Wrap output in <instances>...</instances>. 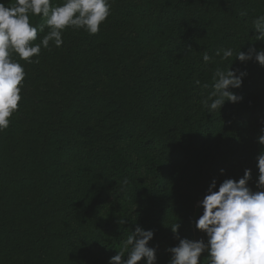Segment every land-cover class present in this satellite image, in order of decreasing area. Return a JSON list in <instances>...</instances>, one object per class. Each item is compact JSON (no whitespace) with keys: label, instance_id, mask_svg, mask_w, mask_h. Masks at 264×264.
I'll return each instance as SVG.
<instances>
[{"label":"trees","instance_id":"16d2710c","mask_svg":"<svg viewBox=\"0 0 264 264\" xmlns=\"http://www.w3.org/2000/svg\"><path fill=\"white\" fill-rule=\"evenodd\" d=\"M55 1L57 5L63 3V0H51L52 7H56ZM0 2L6 5L12 4V0H0ZM242 12L246 15L242 16ZM156 14L157 23L164 21L168 24V31L158 41L155 61L151 63V68L156 67L157 74L146 77L143 75L127 88L130 97L124 102L122 109L115 110L116 114L108 121V128H112L109 132L113 139L128 140V145L136 146V151L141 154L153 147L157 148L163 159L156 158L155 154L152 157L150 154H145L139 158L140 163L142 165L144 163V170L151 176L149 185L142 179L136 178L133 170L138 169L140 164L132 162L129 158H126L122 169H113V167L108 169L107 166L103 168L112 170L111 176L116 177L112 188L115 191L119 190L126 199L138 206L142 214L150 212L153 218L157 212L186 207L181 218L180 231L190 226L191 222H195L202 210L194 212L192 200H189L186 206L183 199H176L167 205L161 204V194L165 189H172L177 181H181L182 186L191 187L196 193L202 192L204 195L213 178L216 179L218 186L224 179H238L243 176L245 169H251L252 180L249 185L255 190L254 183L257 178L255 157L264 151V146L257 141L261 129L264 128V67L254 60L240 62L235 58L239 50L247 52L249 47L264 49V42L255 41L257 32L252 29L253 19L264 15V0H162L158 3ZM30 22L38 27L44 21L40 16L30 14ZM48 31L47 27L43 32L38 31L37 39L33 44L41 42ZM138 41L139 39L126 36L120 39L119 44L123 47L128 42ZM168 43L171 45L167 46ZM227 48L233 50L232 57L227 60L221 59L222 51L219 56L216 55L217 50ZM181 49H184L183 55L179 54ZM176 53L179 54L178 58L171 57ZM190 53L200 56V63L203 66L201 69L195 71L196 62L187 60V55ZM204 54L211 57L207 63L202 59ZM76 56L74 54L72 59ZM13 58L19 63L24 61L19 60L16 55ZM96 63L99 69L107 67L104 71L108 76L113 75L114 72L108 67L106 60L98 56L88 59L85 63H79L82 68L76 81V95L64 105L62 115L74 117L83 109L96 111L91 89L92 82L88 77V72L91 67L96 68ZM228 68L237 71V74L246 73L242 86L233 89L237 95L242 96V100L237 103L226 101L220 111L216 110L211 114L203 109L204 106L202 111L198 109V105L192 108L193 112L189 117L195 118L197 125H191L180 144L172 145L168 132L163 131L155 123L158 113L184 116L185 103L195 96L196 98L202 96V101L207 99L213 91V74L217 69L226 72ZM197 80L200 81L199 84L196 83ZM14 119H11L6 129L7 139L8 134L15 128ZM192 122L193 120L190 121L191 124ZM131 140L134 143H131ZM213 141H218L216 147H222L224 151H216V154H222L221 157H217V168L214 167V160L203 167L206 150L214 143ZM36 144L37 151L28 162L36 174L29 173L20 182L25 186H36L43 192L36 203L28 207L31 212L36 211L47 200L50 187L47 180L57 173L58 156L72 150L67 133L59 126L50 129L43 141L41 143L37 141ZM109 151H113V148L104 147L103 154L98 153L99 158L98 155L92 157L85 166L80 167L79 180L67 209L70 217L77 223L75 230H69L71 234L78 231L82 234L80 238L85 244L113 254L122 245V237L131 235L137 225L143 226L140 222L133 221L130 215H114L110 212L104 218L98 216L102 188L101 184L93 186L91 179L94 176L98 177V167H95L98 162L102 165L114 160L116 155L114 152L109 154ZM198 153H201L200 157L196 155ZM210 162L212 164H209ZM112 163L114 164V161ZM28 164L26 163V166L29 169ZM124 219L125 223L120 224ZM144 221L142 220L143 223ZM170 234L171 232L168 236H161L162 240H158L159 242H149L150 246L156 248V254L162 256L157 259V264H168L170 253L166 251L168 247L163 244L174 240L169 237ZM34 241V246L38 250L37 263L46 264L48 261L44 243L38 244L37 239ZM98 264L108 263L98 260Z\"/></svg>","mask_w":264,"mask_h":264},{"label":"rangeland","instance_id":"374dc122","mask_svg":"<svg viewBox=\"0 0 264 264\" xmlns=\"http://www.w3.org/2000/svg\"><path fill=\"white\" fill-rule=\"evenodd\" d=\"M110 2L111 14L102 23L98 33L89 35L82 29L66 28L62 34L64 43L61 47H55L54 41H51L48 49L41 47L39 56L32 57L31 63L27 61L21 63L26 73L21 91L22 99L18 110L10 117V122L15 118L14 123L17 127L15 125L13 132L8 134V139L5 138L6 129L0 132V225L2 226L0 264H21L24 261L27 264H38L35 239L38 240V244L44 243L48 261L46 264H98V260L108 263L109 258L117 252H126L125 242L128 237H122L120 248L110 254L98 247L85 244L80 238L82 236L80 232L76 231L73 234L69 232L70 229L75 230L77 226L76 221L68 214L67 205L79 180L78 171L80 167L86 165L88 159L97 156L98 153L102 155L106 146L113 148V151L108 153L114 152L116 155L112 160L114 164L107 162L100 165L98 162L95 165L98 167V177L94 176L91 179L93 186L101 184L102 188L98 216L104 218L110 212L114 215H130L133 221L141 223L143 229L154 232L151 240L153 242L162 240L161 236H168L171 232L170 227L177 222L182 223L181 218L186 207L157 212L152 218L150 212L142 214L138 206L126 199L119 190L115 191L112 188L116 177L111 176L112 170H108L110 167L122 169L126 158H129L132 162L140 164L138 169L133 170L136 178L142 179L149 185L151 176L144 170V163L142 165L139 158L145 154H150L151 157L155 154L156 158L163 159L157 148L153 147L141 154L136 151V146L128 145V140L113 139L109 132L112 128H108V121L116 114L115 110L122 109L124 102L130 97L127 88L135 80L143 75L146 77L157 74L156 67L151 68V63L155 61L158 41L168 31V24L164 21H160L161 24L156 22L158 20L156 9L162 0H110ZM54 3L58 6L56 1ZM126 36L139 41L128 42L122 47L119 41ZM169 45L171 44L168 43L167 46ZM184 53V49H181L179 54ZM74 54L77 56L72 59ZM179 54H173L171 57L178 58ZM97 56L105 59L114 73L108 76L104 71L107 67L99 69L97 63L96 68L91 67L88 72L96 111L83 109L74 117L62 115L64 105L76 95V81L82 68L79 63H85L88 59ZM187 58L196 62L195 71L203 67L199 55L190 53ZM197 105L200 111L207 110L205 107L202 109V96L198 98L195 96L183 106L184 116L158 113L155 123L163 131L168 132L172 145L180 144L191 125H197V120L189 117L193 112L192 108ZM161 115L168 117L163 118ZM191 120H193L192 124ZM58 126L63 127L67 133L72 150L58 156L57 173L47 180L50 183L47 200L36 211L31 212L29 208L36 203L43 192L36 186H25L20 182L29 173L36 174L34 168L28 164L37 151L36 142L41 143L46 133ZM213 142L206 150L203 167L211 160L215 161L214 167L218 166L217 157H221L222 154H216V151L224 150L222 147H216L218 141ZM131 143H134L133 140ZM200 154L196 155L200 157ZM211 162L209 164H212ZM104 166L108 169H104ZM57 181L59 182L56 185ZM180 182L177 181L172 189H165L161 194V204L167 205L176 199H183L186 206L187 202L192 200L193 210L198 212L199 201L203 198L202 192L196 193L193 188L182 186ZM142 220H145L144 223ZM179 235L181 238L189 239L203 237V234L195 229L194 221L184 230H180ZM169 237L174 240L163 244L168 248L178 243L172 232ZM156 256L157 259L162 258L158 254ZM201 264H207V260L202 258Z\"/></svg>","mask_w":264,"mask_h":264},{"label":"clouds","instance_id":"9594fccd","mask_svg":"<svg viewBox=\"0 0 264 264\" xmlns=\"http://www.w3.org/2000/svg\"><path fill=\"white\" fill-rule=\"evenodd\" d=\"M111 7L110 0H63L56 7L51 6V0H14L11 5L0 2V132L9 127L10 117L18 110L22 99L26 73L14 55L31 63V58L39 56L41 47L48 49L51 41L55 47H61L64 43L62 34L69 27L94 35L111 14ZM30 14L40 16L44 22L34 26ZM252 24V29L257 32L255 41L264 42V15L255 17ZM45 27L49 29L47 34L39 44H33L38 31L43 32ZM221 51V59L233 56L231 48L217 50L216 55L219 56ZM202 59L207 63L211 57L204 54ZM235 59L240 62L254 60L264 67V49L239 50ZM245 75V72L237 74L229 68L226 72L216 70L213 91L202 101L209 114L220 111L226 101L237 103L242 100L233 89L242 86ZM257 141L264 146V128ZM255 161V190L249 185L251 169H245L238 179H224L218 186L215 178L209 183L199 201L201 214L194 222L195 229L203 234L202 238H181L179 222L170 227L178 243L166 249L170 253L168 264H201L202 258L207 264H264V151L255 157ZM220 171L223 173V169ZM124 223L125 219L120 221V224ZM153 237L152 230L137 225L125 242L126 252H117L109 258L108 264H157L156 248L149 245Z\"/></svg>","mask_w":264,"mask_h":264}]
</instances>
